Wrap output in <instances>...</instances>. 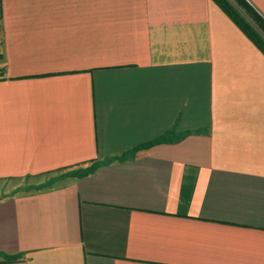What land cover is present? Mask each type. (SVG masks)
Instances as JSON below:
<instances>
[{
	"label": "crops",
	"instance_id": "1",
	"mask_svg": "<svg viewBox=\"0 0 264 264\" xmlns=\"http://www.w3.org/2000/svg\"><path fill=\"white\" fill-rule=\"evenodd\" d=\"M0 72V264H264V50L216 0H0Z\"/></svg>",
	"mask_w": 264,
	"mask_h": 264
},
{
	"label": "trees",
	"instance_id": "2",
	"mask_svg": "<svg viewBox=\"0 0 264 264\" xmlns=\"http://www.w3.org/2000/svg\"><path fill=\"white\" fill-rule=\"evenodd\" d=\"M264 50V18L247 0H216Z\"/></svg>",
	"mask_w": 264,
	"mask_h": 264
},
{
	"label": "rangeland",
	"instance_id": "3",
	"mask_svg": "<svg viewBox=\"0 0 264 264\" xmlns=\"http://www.w3.org/2000/svg\"><path fill=\"white\" fill-rule=\"evenodd\" d=\"M2 72H0V75H1ZM5 195V194H4Z\"/></svg>",
	"mask_w": 264,
	"mask_h": 264
}]
</instances>
